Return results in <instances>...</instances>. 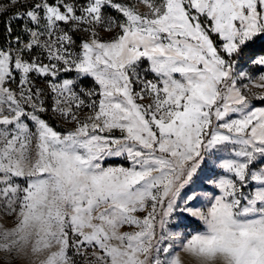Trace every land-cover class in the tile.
Returning a JSON list of instances; mask_svg holds the SVG:
<instances>
[{
  "label": "snow or ice",
  "instance_id": "6c2138e0",
  "mask_svg": "<svg viewBox=\"0 0 264 264\" xmlns=\"http://www.w3.org/2000/svg\"><path fill=\"white\" fill-rule=\"evenodd\" d=\"M0 18V264H264V0Z\"/></svg>",
  "mask_w": 264,
  "mask_h": 264
},
{
  "label": "trees",
  "instance_id": "16d2710c",
  "mask_svg": "<svg viewBox=\"0 0 264 264\" xmlns=\"http://www.w3.org/2000/svg\"><path fill=\"white\" fill-rule=\"evenodd\" d=\"M0 20H2V18H0ZM2 30H3V24L2 22H0V33H2Z\"/></svg>",
  "mask_w": 264,
  "mask_h": 264
}]
</instances>
